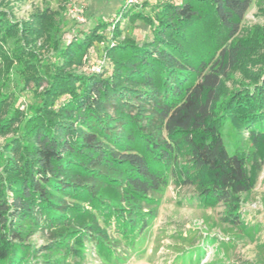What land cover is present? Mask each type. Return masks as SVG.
<instances>
[{
  "label": "trees",
  "instance_id": "obj_1",
  "mask_svg": "<svg viewBox=\"0 0 264 264\" xmlns=\"http://www.w3.org/2000/svg\"><path fill=\"white\" fill-rule=\"evenodd\" d=\"M79 1L24 19L0 1V264H87L93 251L114 264L171 184L248 236L242 209L264 166L254 0H123L69 37ZM207 20L225 41L195 59L187 31Z\"/></svg>",
  "mask_w": 264,
  "mask_h": 264
},
{
  "label": "rangeland",
  "instance_id": "obj_2",
  "mask_svg": "<svg viewBox=\"0 0 264 264\" xmlns=\"http://www.w3.org/2000/svg\"><path fill=\"white\" fill-rule=\"evenodd\" d=\"M4 1L11 2L16 16L24 19L35 7L45 4L46 1H51L55 7L60 0ZM122 2L123 0H80L78 7L83 10V22L76 26L70 23L66 27L67 36L70 37V33L75 34L77 30L88 31L97 19H114ZM245 26L250 31L264 26V0L253 1L245 18ZM224 35L212 20H207L187 31V47L195 59L208 57L223 44ZM126 36L137 38L140 30L127 28ZM225 142L232 151L227 137ZM195 195L193 187L171 184L160 197L155 217L150 221L148 229L140 236H131L130 244L120 248L119 261L113 263L258 264L259 249H264V166L243 205L244 220L252 226L246 237L242 238L238 233H233V230L228 232V225L222 221L221 205L207 203L205 206ZM46 241L41 238L38 245H43ZM99 251L101 254L105 253L104 250ZM105 259L104 254L103 257H98L93 251L87 264H103Z\"/></svg>",
  "mask_w": 264,
  "mask_h": 264
},
{
  "label": "built area",
  "instance_id": "obj_3",
  "mask_svg": "<svg viewBox=\"0 0 264 264\" xmlns=\"http://www.w3.org/2000/svg\"><path fill=\"white\" fill-rule=\"evenodd\" d=\"M127 2L130 4H137L139 3V0H127ZM72 13L75 15L78 22H83V10L80 7H76L75 9H73ZM93 70H95L96 72H100V69L97 67H94Z\"/></svg>",
  "mask_w": 264,
  "mask_h": 264
}]
</instances>
